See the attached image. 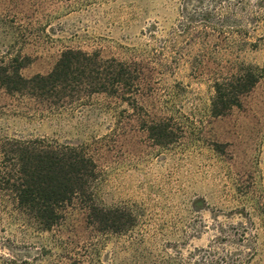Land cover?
<instances>
[{
    "label": "rangeland",
    "instance_id": "1",
    "mask_svg": "<svg viewBox=\"0 0 264 264\" xmlns=\"http://www.w3.org/2000/svg\"><path fill=\"white\" fill-rule=\"evenodd\" d=\"M204 12L220 14L207 0H0V69L24 78L49 73L68 50L145 62L163 40L179 39L175 53L184 58L154 77L147 104L171 130L162 146L105 97L45 114L0 87V138L97 142L99 204L136 219L126 234H102L71 211L61 229L39 233L0 213V263L203 264L227 255L224 264H264V75L239 109L210 114L219 65L224 74L236 63L264 69V30L247 22L249 36L227 42L235 25L205 40L198 25L177 38ZM202 57L211 59L199 66Z\"/></svg>",
    "mask_w": 264,
    "mask_h": 264
},
{
    "label": "trees",
    "instance_id": "2",
    "mask_svg": "<svg viewBox=\"0 0 264 264\" xmlns=\"http://www.w3.org/2000/svg\"><path fill=\"white\" fill-rule=\"evenodd\" d=\"M207 2L220 10L218 17L202 13L201 21L190 20L188 25L180 27L177 38H186L198 25L202 40L209 36L220 38L229 24L235 25L232 30L236 31L224 33L231 35L227 42L235 34L249 36L244 29L247 22L253 24L254 30H264V0H255L252 10L247 0H237L233 6L219 0ZM236 10L241 14L239 17ZM178 42L179 39L163 40L145 62L105 59L98 53L68 50L44 75L24 78L18 71L0 69V87L7 95L20 96L31 103L37 113L45 114L71 112L93 97H105L125 105L136 120H141L143 132L162 146L164 140H169L171 130L165 123L167 119L150 115L147 104L157 92L154 77L171 72V64L178 65L184 59L175 53ZM205 58L211 59L202 57L197 65ZM219 68L220 75L211 80L210 114L216 118L239 109L241 99L251 93L264 75V69L244 63L230 65L225 74L221 71L223 66ZM98 152L95 141L72 144L48 138H0V213L19 221L22 228L49 233L61 229L71 211H78L87 225L99 233L126 234L134 226L135 217L123 209L105 207L98 202ZM225 261L227 255L203 264ZM0 264L11 261L3 259Z\"/></svg>",
    "mask_w": 264,
    "mask_h": 264
}]
</instances>
